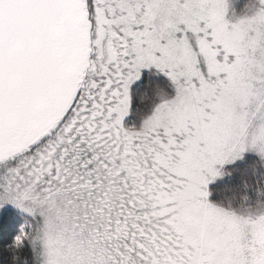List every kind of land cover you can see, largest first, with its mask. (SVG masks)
<instances>
[{
  "label": "snow or ice",
  "instance_id": "obj_1",
  "mask_svg": "<svg viewBox=\"0 0 264 264\" xmlns=\"http://www.w3.org/2000/svg\"><path fill=\"white\" fill-rule=\"evenodd\" d=\"M0 264H264V0H0Z\"/></svg>",
  "mask_w": 264,
  "mask_h": 264
}]
</instances>
